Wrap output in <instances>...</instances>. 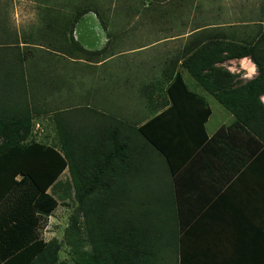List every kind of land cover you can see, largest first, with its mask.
<instances>
[{"label": "crops", "instance_id": "1", "mask_svg": "<svg viewBox=\"0 0 264 264\" xmlns=\"http://www.w3.org/2000/svg\"><path fill=\"white\" fill-rule=\"evenodd\" d=\"M92 7L80 19L89 17L91 22L80 26L79 21L73 36L89 49L109 46L111 51L93 61L74 54H35L39 62L28 87L30 108L40 109L34 115L35 125L46 116L54 122L55 132L54 113L45 108L67 110L73 134L96 130L104 137L108 126L121 125L123 135L137 147L131 154L132 199L139 188L147 187V212L158 220V229L183 236L186 251L192 254L228 252L230 264H264V145L238 124L236 116L184 63L194 54L195 68L206 67L201 74H210L207 82L225 70L234 76L235 87L245 85L259 71L250 56L232 51H237V44L260 41L264 13L257 19L246 18L245 6L241 12L226 9L205 18L200 13L188 31L173 32V24L187 25L167 18L159 22L106 19L104 23L97 10L105 18V4L99 1ZM190 46L194 49L186 52ZM40 56L50 57L51 62L40 61ZM88 76L93 77L87 80ZM121 92L131 95L122 103H130L133 95L138 104L116 106L113 98ZM261 100L264 103V95ZM160 101L164 107L154 109ZM135 105L145 108L143 115L139 109L137 116L121 114V109ZM80 106L96 116L75 118L70 113ZM107 109L115 112L107 116ZM151 141L162 148V154ZM69 181L66 167L54 185ZM58 201L54 211L68 199ZM10 208V197L2 196L0 213ZM40 235L46 241L55 237Z\"/></svg>", "mask_w": 264, "mask_h": 264}, {"label": "trees", "instance_id": "2", "mask_svg": "<svg viewBox=\"0 0 264 264\" xmlns=\"http://www.w3.org/2000/svg\"><path fill=\"white\" fill-rule=\"evenodd\" d=\"M82 2L73 4L70 12L65 10L69 8L67 3L42 7L40 23L23 33L13 30L10 20L7 25L4 23L9 13L2 5L0 198L9 196L11 208L0 213V264H74V261L62 259L63 246L58 238L46 241L40 235V226L45 217L53 213L58 199L71 197L77 201L78 213L72 215L70 227H85L92 246V252L76 264H196L198 261L230 264L233 259L228 252L207 250L192 254L186 251L183 236L169 234L162 227L158 229V220L147 212V187L139 188L137 198L132 199L131 154L137 147L133 140L123 135L121 125L108 126L104 137L96 130L73 134L67 110L45 108L46 112L54 113L55 141L49 143L33 137L34 115L40 112V109L30 108L28 96V87L34 82L33 70L39 62L35 54H74L77 58L93 61L98 55L111 51L109 46L89 49L73 36L82 16L95 8L90 0ZM97 12L106 23L101 10ZM259 40L255 44H237V51H232L236 56H250L259 71V75L245 85L235 87L234 76L225 70L212 75L207 82L210 74H201L206 67L195 68L194 54L184 63L191 74L236 116L238 124L264 145V103L261 100L264 95V33ZM193 49L187 47L186 52ZM40 59L50 61V57L40 56ZM161 103L154 109L163 108ZM86 116L96 115L91 112ZM141 128L144 133L145 128ZM114 132L116 136L111 135ZM153 144L162 154V148ZM66 167L71 182L54 185ZM18 174L22 175L19 180ZM81 233L78 230V234Z\"/></svg>", "mask_w": 264, "mask_h": 264}, {"label": "rangeland", "instance_id": "3", "mask_svg": "<svg viewBox=\"0 0 264 264\" xmlns=\"http://www.w3.org/2000/svg\"><path fill=\"white\" fill-rule=\"evenodd\" d=\"M92 4L101 2L105 4L106 12L105 18L107 20H155L163 21L167 18L173 21V23L180 22L186 28H176L175 24L172 28L173 32H177L179 29H184L188 31V27L194 25L197 16H201L203 13V18L205 15L211 14V12L228 10L232 12L240 11V9L246 7V18L257 19L264 13V0H90ZM8 2V5H7ZM57 4L67 3L69 8H66L68 12L72 11L73 4L83 3L82 0H0V12L2 10V5H5V12L8 11L9 18L4 22L6 25L10 20V27L14 30L17 29L20 33L25 30H32L36 25L40 23L42 7L47 6H57ZM67 6V7H68ZM102 6H104L102 4ZM64 8V7H63ZM3 11V10H2ZM201 13V14H200ZM168 14V15H167ZM167 15V16H166ZM91 22L89 17H85L79 23L80 26L87 25ZM193 28V27H192ZM177 36V35H176ZM131 46H129L130 48ZM89 67V66H87ZM92 69V68H90ZM87 69L83 70L85 73ZM93 76H88L87 80H90ZM84 76L82 77V79ZM89 83V82H88ZM138 96V93H133ZM110 96V94H107ZM126 97H131L130 94L121 92L119 97L115 94L113 100L116 102V106L121 105L124 107L128 105L129 107L134 104H138V101L133 99L130 103L125 102ZM121 98V100H120ZM119 99V100H118ZM42 102V101H41ZM127 107V106H126ZM134 109H121L124 113L122 115L132 114L133 116L138 115V109L143 115L145 108L141 109L136 105ZM56 110V108H53ZM58 110V109H57ZM93 110V109H92ZM115 109H107V112H115ZM87 111V112H86ZM130 112V113H129ZM91 113L89 109L83 108L82 106L73 108L70 114L75 117H83ZM114 114V113H112ZM40 120L44 122L36 123L34 129L33 137L38 140L53 143L55 141L54 123L51 119L46 116L39 117ZM48 122L47 124H45ZM45 124V125H43ZM78 213V204L74 197L68 198L65 204H61L58 211H54L51 215L45 217L43 220V225L41 227V233L46 239L52 237L60 238L62 243V259L67 261H74L76 264L85 255L92 252V246L86 235L85 227L80 225L78 228L73 229L70 227V219L72 215ZM81 214V213H79ZM82 219V214L80 215ZM78 230L82 232L78 234Z\"/></svg>", "mask_w": 264, "mask_h": 264}]
</instances>
